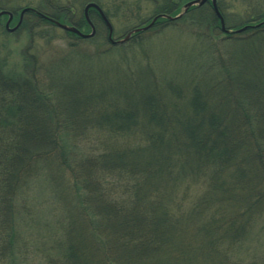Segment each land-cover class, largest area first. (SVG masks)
Listing matches in <instances>:
<instances>
[{
	"label": "trees",
	"instance_id": "obj_1",
	"mask_svg": "<svg viewBox=\"0 0 264 264\" xmlns=\"http://www.w3.org/2000/svg\"><path fill=\"white\" fill-rule=\"evenodd\" d=\"M158 1L156 16H176L186 3ZM9 2L0 0V10L13 14L11 25L24 8L37 9L25 13L19 29L32 31V17L39 30L58 28L45 16L89 27L69 2L18 8ZM255 14L246 20L264 15ZM187 17L200 29L219 27L211 3L155 23L173 29ZM7 19L0 16V34H9ZM257 31L253 39L264 41V24ZM65 34L73 49L89 40ZM201 44L206 55L211 46ZM116 49L80 57L72 51L42 65L30 47L36 60L23 59L24 73L4 75L0 67V252L17 247L24 195L37 181L56 178L64 188L57 192L58 255L50 263L246 264L229 250L264 216L263 73H244L232 87L229 68L198 56L200 63L178 60L164 78L161 69L126 59L124 72L95 68Z\"/></svg>",
	"mask_w": 264,
	"mask_h": 264
},
{
	"label": "rangeland",
	"instance_id": "obj_2",
	"mask_svg": "<svg viewBox=\"0 0 264 264\" xmlns=\"http://www.w3.org/2000/svg\"><path fill=\"white\" fill-rule=\"evenodd\" d=\"M81 1L61 0V3L69 2L74 4L73 6L78 12L77 15L75 14V18H85L84 8L86 4H82ZM96 1H98L96 3L102 11L107 13L115 39L123 38L129 31L138 26L149 25L156 16L157 5L161 4L158 0ZM185 1L187 2V0ZM220 1L225 9L224 18L227 29L235 30L244 27L239 25L242 21L246 22L247 25L245 26L250 27L241 33H234L231 36L233 33L226 34L221 30L219 19V27L216 30L200 29L192 24L189 17L179 22V24L177 23L173 29L164 28L163 25L155 23L156 20L149 29L139 32L140 34L137 33L135 38L119 46H113L118 47V49L111 51L109 56L98 60L95 68L110 67L114 74H117L121 71L124 72L123 63L127 60V64L135 65L136 68L140 66H148L149 68L151 66L157 73L161 69L163 71L161 76L164 78L167 77V73L170 70L171 72L172 70H177L179 66L178 60L183 58V61L187 59L192 61L198 56L202 62L204 58L208 64L213 63L212 65L215 66L220 65L222 68H229L228 73L232 78L231 80H226L230 82L232 87L244 73L261 78L260 72H262L263 78L264 71L259 68H262V65L264 66V41L258 40V38L253 39V37L259 36L260 33L257 30L262 29L264 15L262 18H251L252 20L250 21L246 19L250 18L255 12L256 14L258 12L264 13V0ZM43 4L42 0H12V2L7 3V6L10 8L37 7ZM91 9L100 16L96 9ZM34 10L37 11V9ZM89 16L90 18L91 16L95 17L94 14L91 15L90 9ZM47 17L49 16H45V18ZM32 18L34 22L29 26L32 31L19 29V27L13 32L8 31L9 34H0V45L1 47L3 46L0 54V59L2 60L0 67L4 75L21 72L22 70V73H24V69L27 71L25 66L24 69L21 68L23 59L31 60V58H34L36 60L35 54L28 50L30 47L37 55L39 60L37 62L43 65L46 62H57L59 59H63L74 52L79 53V57L83 56L86 51L91 54H100L107 51L111 45L106 39L107 27L99 17L92 19L96 25L95 35L92 38H88V41L77 43L75 49L70 46L72 41H69L67 34H65L66 31L58 28L55 30L48 28L39 30V26H36L39 21H36L37 18ZM16 22L12 25L10 24L9 27L13 28ZM145 22L146 24L144 25ZM66 24L73 25L68 22ZM258 24L259 26L254 27ZM86 28L84 29L83 27L82 32L91 33L90 28ZM41 33L48 36L45 37ZM202 41H207L211 46V49L207 50V52L209 51L207 53L209 56H206L207 54L201 55L202 52L206 53L202 44L200 45ZM256 50L260 51L259 56L256 55ZM208 57H213V62ZM201 60L197 59L192 61V63H200ZM252 70L255 72H252ZM249 72L256 75H252V73L250 75ZM114 74L111 73L110 77ZM41 77H39L41 81H46ZM238 92H241L240 88ZM63 188L64 185L59 179L52 178V181L45 179L37 181L33 185L32 190L24 195L18 219L19 241L17 247L12 251L7 249L5 253L0 252V264H56V262L50 263L49 258L57 259L58 255L54 256L59 249L56 239L58 237V219L61 213L59 205L60 195L57 192L61 189L63 190ZM68 188L69 186L67 185ZM229 255L234 261H244L246 264L255 261L257 264H264V216H260L258 223L254 225L245 241H242L238 247H233L229 250Z\"/></svg>",
	"mask_w": 264,
	"mask_h": 264
},
{
	"label": "water",
	"instance_id": "obj_3",
	"mask_svg": "<svg viewBox=\"0 0 264 264\" xmlns=\"http://www.w3.org/2000/svg\"><path fill=\"white\" fill-rule=\"evenodd\" d=\"M211 2L212 4V7H213V10L216 14V16L218 17L219 21H220V25H221V30L226 33V34H230V33H241L245 30H247L250 26H244V27H241L239 29H235V30H232V29H227L226 28V25H225V21H224V18L221 14V12L219 11L218 9V5H217V0H193V1H190L188 3H186L182 9H181V12L179 13V15L175 16V17H171V16H168V15H160V16H157L153 19V21L149 24V25H146V26H143V27H138V28H135L133 29L131 32H129L125 37L121 38V39H118V40H114L112 35H113V28H112V25L110 23V21L108 20V18L106 17V15L104 14V12L102 11V9L99 7L98 4L94 3V2H91V3H88L85 8H84V15H85V18H86V21L87 23L90 25L91 27V33H82L77 27H75L74 25H68V24H64V23H61L57 20H54L50 17H47L51 22H53L57 27H59L60 29L64 30V31H67V32H70V33H74L76 35H78L79 37H82V38H92L94 35H95V27L90 19V16H89V9L91 8H94L96 9L99 14L101 15L102 19L104 20L108 30H109V35H108V38H109V41L114 44V45H120V44H124L126 43L132 36V34H135V33H138V32H142V31H146L147 29H149L153 24L154 22L159 18V17H164V18H167L169 20H177L179 18H181L187 11L189 8H191L192 6L196 5V6H202L204 5L205 3L207 2ZM29 11H35L34 9L32 8H25L22 10L21 14H20V17H19V20L17 22V24L13 27V28H10V22L12 21L13 19V14L10 13L9 11H0V16H3V15H7L8 16V21L6 23V28L9 32H13L15 30H17L22 22H23V17L25 15L26 12H29ZM259 26L258 25H255L254 27H257ZM252 27V26H251Z\"/></svg>",
	"mask_w": 264,
	"mask_h": 264
},
{
	"label": "flooded vegetation",
	"instance_id": "obj_4",
	"mask_svg": "<svg viewBox=\"0 0 264 264\" xmlns=\"http://www.w3.org/2000/svg\"><path fill=\"white\" fill-rule=\"evenodd\" d=\"M188 1H193V0H188ZM12 21H13V19H12ZM12 21H11V22H12Z\"/></svg>",
	"mask_w": 264,
	"mask_h": 264
}]
</instances>
